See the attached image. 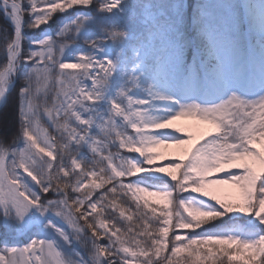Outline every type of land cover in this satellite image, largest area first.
I'll use <instances>...</instances> for the list:
<instances>
[{
	"label": "snow or ice",
	"instance_id": "1",
	"mask_svg": "<svg viewBox=\"0 0 264 264\" xmlns=\"http://www.w3.org/2000/svg\"><path fill=\"white\" fill-rule=\"evenodd\" d=\"M0 16V264H264V0Z\"/></svg>",
	"mask_w": 264,
	"mask_h": 264
},
{
	"label": "trees",
	"instance_id": "2",
	"mask_svg": "<svg viewBox=\"0 0 264 264\" xmlns=\"http://www.w3.org/2000/svg\"><path fill=\"white\" fill-rule=\"evenodd\" d=\"M5 26V22H4V19L2 16H0V27H3ZM29 35H33V33H29ZM6 114H7V117L9 119V122H12L14 120V115L13 113L11 112V109H8L6 110ZM3 230L0 229V232H2Z\"/></svg>",
	"mask_w": 264,
	"mask_h": 264
},
{
	"label": "rangeland",
	"instance_id": "3",
	"mask_svg": "<svg viewBox=\"0 0 264 264\" xmlns=\"http://www.w3.org/2000/svg\"><path fill=\"white\" fill-rule=\"evenodd\" d=\"M161 151H163L169 155H173V156L178 154V152H179V150H177V149H161ZM158 163H167V161L162 160V161H158Z\"/></svg>",
	"mask_w": 264,
	"mask_h": 264
}]
</instances>
